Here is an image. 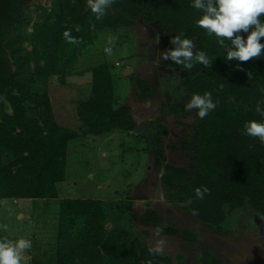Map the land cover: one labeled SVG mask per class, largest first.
Returning a JSON list of instances; mask_svg holds the SVG:
<instances>
[{
    "label": "trees",
    "instance_id": "trees-1",
    "mask_svg": "<svg viewBox=\"0 0 264 264\" xmlns=\"http://www.w3.org/2000/svg\"><path fill=\"white\" fill-rule=\"evenodd\" d=\"M85 2L53 0L52 7H41L38 18L43 21L36 23L29 34L31 17L26 0H0V199L59 202L58 241L52 263L147 264L151 260L152 264H174L170 256H151L150 247L132 229L118 225L108 230L104 226L107 212L101 202L59 201L57 184L66 178L67 148L79 134L48 119L51 104L44 90L48 77L69 73L77 56L93 43L97 29L117 30L120 24L128 25L132 3H138L139 9L146 8L149 21L160 20L170 32L192 38L194 52L203 50L214 57L211 68L197 63L187 70L177 65L185 72L184 86L193 94L210 92L218 106L206 118H199L196 125V169L170 168L162 178L165 187L176 192L175 200L186 204L183 209L190 214L197 209L196 216L204 220L215 211L216 203L219 208L237 205L231 203L233 194L242 199L245 193L256 208L264 209V144L244 134L246 121L264 120L255 111L257 103L264 101V54L248 62L226 60L230 41L222 47L214 36L196 27L202 12L191 7L192 0H124L122 9L116 0L99 21L91 10L85 11ZM114 8L118 13L111 16ZM261 19L264 21V16ZM77 25L80 31H76ZM67 29L79 38L78 44L65 41L63 33ZM240 34L247 38L248 33ZM33 35L36 42H32ZM27 41L34 45L30 52L24 47ZM32 58L33 71L29 67ZM115 100L113 75L107 66L100 67L94 72L92 97L77 107L84 134L100 137L115 130H134L129 108H116ZM40 107L47 116L43 125L39 122ZM175 112L186 110L176 106ZM201 186H207L210 194L198 200L194 190ZM149 219L159 226V218ZM161 230L162 235L177 234L174 229Z\"/></svg>",
    "mask_w": 264,
    "mask_h": 264
},
{
    "label": "rangeland",
    "instance_id": "rangeland-1",
    "mask_svg": "<svg viewBox=\"0 0 264 264\" xmlns=\"http://www.w3.org/2000/svg\"><path fill=\"white\" fill-rule=\"evenodd\" d=\"M123 1L117 0L121 9ZM26 5L31 17L27 33L32 34L34 25L43 21L38 18L41 7H52L53 0H26ZM130 7L128 25L97 29L93 43L77 56L71 71L53 74L44 87L51 104L48 119L79 134L67 148L66 178L57 184L59 201L101 202L108 230L118 225L132 229L148 247L157 239L165 240L164 255L174 264H264V209L256 208L245 193L242 199L232 195L231 203L237 205L219 208L216 203L215 211L203 220L186 212V204L177 202L176 192L163 184L168 169L197 167L193 158L198 152V109L175 112L193 93L183 84L185 72L171 60L160 59L161 52L176 47L170 39L177 34L160 20L149 21L145 7L139 9L138 3ZM90 10L86 0L85 11ZM110 11L111 16L118 13L115 8ZM24 47L28 52L34 49L28 41ZM106 47L112 49L110 55ZM103 66L113 75L115 107L129 108L135 128L87 136L77 107L92 97L94 72ZM29 67L35 68L33 58ZM30 106L35 108L34 103ZM44 114L40 107L41 125L47 118ZM58 205L53 200L0 199V235L32 242L26 264H55L51 259L58 241ZM151 217L159 218L158 227ZM157 228L174 229L177 234L156 236Z\"/></svg>",
    "mask_w": 264,
    "mask_h": 264
},
{
    "label": "clouds",
    "instance_id": "clouds-1",
    "mask_svg": "<svg viewBox=\"0 0 264 264\" xmlns=\"http://www.w3.org/2000/svg\"><path fill=\"white\" fill-rule=\"evenodd\" d=\"M116 0H87V6L95 15L96 20H102L109 8ZM191 7L202 12V16L196 20L195 25L206 31L209 37L214 36L220 46H225L226 41H230V46L226 49V60H237L248 62L254 58H260L264 54V0H192ZM95 27V25H92ZM76 31H80L79 25ZM240 33H248L245 39ZM63 37L67 43L78 44L79 38L71 35V29L65 30ZM170 43L176 45L175 48L167 49L160 53L163 61L171 60L177 65H182L184 69L191 70L197 63L205 68H211L212 60L205 51H193L195 46L192 38H187L183 33L171 37ZM107 54H111L110 47L105 48ZM244 70V69H240ZM250 76V72H248ZM264 101L257 103L255 111L264 117ZM218 106V101L214 102L212 94L205 92L203 95L193 94L186 103L185 110L198 109L197 115L200 119L206 118L210 112ZM244 134L252 138H259L264 144V120H250L244 124ZM195 197L203 200L206 194H210L207 186L197 187L194 190ZM192 203L191 200L188 201ZM193 215H198V210H192ZM7 230V226H4ZM161 229L157 228L155 235L159 236ZM166 241L157 239L154 246L148 249L153 257L163 255ZM32 247L29 239L19 238L11 240L7 237L0 239V264H26L29 259L26 252ZM152 264V261H147Z\"/></svg>",
    "mask_w": 264,
    "mask_h": 264
},
{
    "label": "water",
    "instance_id": "water-1",
    "mask_svg": "<svg viewBox=\"0 0 264 264\" xmlns=\"http://www.w3.org/2000/svg\"><path fill=\"white\" fill-rule=\"evenodd\" d=\"M21 216V215H20Z\"/></svg>",
    "mask_w": 264,
    "mask_h": 264
}]
</instances>
